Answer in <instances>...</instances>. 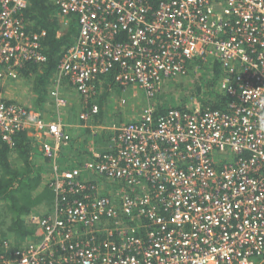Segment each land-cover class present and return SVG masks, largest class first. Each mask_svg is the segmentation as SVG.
I'll return each instance as SVG.
<instances>
[{"label":"built area","instance_id":"2783aa9c","mask_svg":"<svg viewBox=\"0 0 264 264\" xmlns=\"http://www.w3.org/2000/svg\"><path fill=\"white\" fill-rule=\"evenodd\" d=\"M47 1L64 27L76 16L79 33L37 108L9 97L7 83L47 62L45 33L19 18L29 0H0V137L12 147L26 132L53 160L57 213L34 218L39 241L0 239V264H264V0ZM217 62L225 111L195 97L156 115L166 82ZM114 71L123 94L144 93L140 118L115 128L102 162L61 170L71 142L64 84L87 103L78 118L88 121L100 111L89 105L96 81ZM83 173L123 187L120 207L73 198L86 190Z\"/></svg>","mask_w":264,"mask_h":264},{"label":"trees","instance_id":"16d2710c","mask_svg":"<svg viewBox=\"0 0 264 264\" xmlns=\"http://www.w3.org/2000/svg\"><path fill=\"white\" fill-rule=\"evenodd\" d=\"M19 18H24L29 23L28 31L45 33L42 38L41 52L47 57V62L43 65L32 64L23 73L25 79L34 82L35 94L40 100L38 108H42L52 76L63 55L75 44L77 39L79 33L77 17L71 16L68 26L64 27L54 5L47 0H29L28 8ZM203 70L210 73L206 89L208 91L203 92L199 89L198 100L204 108L225 111L228 104L227 98L214 91L215 84L220 81L223 74L221 65L218 62L211 66L206 65ZM115 74L114 71V73L100 76L99 80L104 81L103 88L106 89L104 97H108V91L111 88L118 87L119 92L122 91L114 82ZM96 88L98 91L101 89L98 83ZM201 92L205 94L201 96ZM213 95L215 96L214 101H205V98H211ZM173 108L186 110L184 107ZM165 110L164 107L157 104L156 115L164 114ZM100 113H102L101 109ZM13 139V146L10 147L0 137V239L8 242H11V239L14 248H22L38 239V228L28 219L36 206L45 201L54 200L56 193L53 190V185L56 175L52 167L53 160L47 158L39 150L36 142L28 137L26 132H19ZM71 151L76 155V148L72 147ZM90 154L87 152V154L78 156L79 161L76 160L74 163L82 166L84 156ZM65 155L61 154L57 160V165L61 170L65 164L59 165V163L70 162L68 156Z\"/></svg>","mask_w":264,"mask_h":264},{"label":"crops","instance_id":"0c3cea01","mask_svg":"<svg viewBox=\"0 0 264 264\" xmlns=\"http://www.w3.org/2000/svg\"><path fill=\"white\" fill-rule=\"evenodd\" d=\"M8 82H12V81H8ZM32 83H33V93H35V89H34L35 85H34V82ZM97 83L99 87H101V89L99 90H103L104 81L98 80L96 81V85ZM105 90L106 89H104V91ZM130 90L134 94V89H130ZM109 91H112L113 94H116L118 96L120 95L121 96L120 98H125V99L129 98V99L134 100V98H139L138 101H140V99L145 98L144 93H140V95H137L135 97L133 96L128 97L127 96L128 94H125V96H123L122 91L119 92L118 87L117 88L114 87V89L111 88ZM98 93L99 91L95 94L94 97H92V100H90L89 105H92V104H97L98 106L103 105V102H101L100 99L104 97V95L100 96ZM196 96L198 98L199 93H197ZM108 98H110L109 95H108ZM162 98H163L162 94L156 98L158 102L157 104L159 106H162L164 108L179 107V104L175 102L174 100H170V104H169L167 101L162 102L161 101ZM20 102L22 101L20 100ZM134 103H135L134 101L130 100L128 110L125 109L126 111L124 113L119 111L120 113H122V116L118 115L119 114L118 112L115 113L114 110L109 111L108 108H106L105 111H103L104 113H100L94 116L93 118H90L88 121H81L78 117L80 113L82 112V110L87 109V103H85V101L83 100L84 105L81 106L79 111H76L77 114L74 116L73 115L70 116L68 123H65L66 125L65 130L70 135L71 142H70V145L67 147V149L64 151V154H66L68 156V159L70 161H73L74 163L77 160L78 156L84 155V153L87 154V152H89L91 153L90 155L92 156L90 157V155H85L84 158L86 159V161L90 160L93 162L95 161L96 163L102 162L106 154H109L114 151L113 144H114V138L116 136L115 128L122 126L124 124H127L129 122L136 121L137 119L140 118L142 114V111H140V108H141L140 102L139 103L137 102L135 104ZM145 105H146V101H145ZM116 110H118V108H116ZM129 110L130 111L133 110L132 111L133 115H131V112H129ZM126 115H128V117ZM36 146L40 150V146L38 143H36ZM72 147L76 148L77 150L76 155L73 151H71ZM75 165L78 166L77 164ZM81 182L82 184L86 186V190L83 193V195L74 196L73 198H78V197L85 196V195L90 198H96L98 196L99 197L106 196V197H110L113 200L115 207L117 208L120 207L121 198L123 194L122 193L123 187L114 185L112 184V182H109L102 178H98L97 176L88 175L87 173H83ZM105 188L111 189V190L104 191ZM118 196H121V198L118 199L119 198ZM57 202H58L57 197L55 195V198L53 201L52 200L50 202L45 201L39 204L33 209L32 213L30 214L29 221L35 224L39 231L38 239L34 241H39L42 237V230L40 229L38 222L34 220V218L35 219L45 218L43 215L41 217H38L36 214H38V212L43 208V209L48 210V212L46 213L54 216V214L57 213ZM44 215H47V214H44ZM103 225H109V223L103 222Z\"/></svg>","mask_w":264,"mask_h":264},{"label":"rangeland","instance_id":"374dc122","mask_svg":"<svg viewBox=\"0 0 264 264\" xmlns=\"http://www.w3.org/2000/svg\"><path fill=\"white\" fill-rule=\"evenodd\" d=\"M210 79V73H207L206 70H198L196 72H193L191 74V72L189 73V75L186 76V78H181V79H177V80H170L168 82L165 83V86L163 87L162 90V96L163 98L161 99L162 102L167 101L170 104V100H174L175 102H177L179 104V107H184L186 109H189L191 107V102L192 99L197 97L196 94L199 93L198 91H200L199 89H201V91H208L206 90L208 88V80ZM20 83L18 84H14L13 82H9L7 83L8 85H10V87L7 89V92L9 94V97H11L12 99H15V97H17V99L20 101H22L21 103L25 104L26 106H30V107H37L38 108V101H40L36 94L33 93V83L31 80H26V79H22L19 80ZM219 82L217 84H215V89L214 91H216L218 94L222 95L220 90H219ZM63 94L65 95L66 99L68 100V105L66 107V110L61 111L59 113V115L62 117L64 123H68L69 121V117L70 116H74L77 114L76 111H79L81 106H83V100L82 98L75 92V90L68 84H64V89H63ZM106 92V90L104 91V89L99 93L100 96L104 95ZM201 92V96H203V93ZM139 95L140 93H142L141 91H138ZM166 93V94H165ZM109 97H102L100 100H103V105L99 107H101V111L102 113H104L103 111H105L106 108H108V110H114V112H118L120 116H122V113H124L126 110H128V106H129V101H134L135 103H139L141 105L140 111L143 110V108L146 106L145 105V101L147 103L146 98L144 99H140V101H138L139 98H134V100L126 98V104L122 105L121 104V96L113 94L112 91H108ZM112 94V95H111ZM123 96H125V94H123ZM128 97H132V92H129ZM214 101L215 100V96L213 95V97L211 98H205V101ZM134 103V104H135ZM116 108H118V110H116ZM130 108V107H129ZM126 109V110H125ZM132 109V108H131ZM119 111H121L122 113H120ZM133 111V110H132ZM132 111L129 110V112H131V115H133ZM45 113H52L50 111H46ZM117 115V116H118ZM128 117V115H126ZM53 117H56V114H53ZM58 117V116H57ZM77 161H79V159L77 158ZM82 161H86V159H83ZM64 165L62 166L63 168L66 167H74L76 166L75 163H73V161L70 162H62L59 163V165ZM108 188V187H107ZM111 189H104V191H110ZM120 199L121 196H118ZM48 212V210L46 209H41L38 214H36L38 217H41L42 215L44 217H52V215L46 213ZM47 214V215H44ZM29 220V219H28ZM10 243L11 245H13V240L10 239ZM26 246V245H25ZM24 247V246H23Z\"/></svg>","mask_w":264,"mask_h":264},{"label":"clouds","instance_id":"9594fccd","mask_svg":"<svg viewBox=\"0 0 264 264\" xmlns=\"http://www.w3.org/2000/svg\"><path fill=\"white\" fill-rule=\"evenodd\" d=\"M31 243V242H30Z\"/></svg>","mask_w":264,"mask_h":264}]
</instances>
